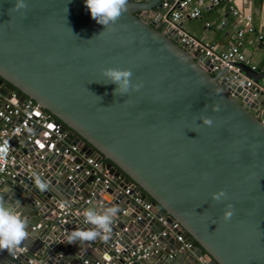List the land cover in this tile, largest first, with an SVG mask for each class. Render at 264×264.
Segmentation results:
<instances>
[{
    "label": "water",
    "instance_id": "95a60500",
    "mask_svg": "<svg viewBox=\"0 0 264 264\" xmlns=\"http://www.w3.org/2000/svg\"><path fill=\"white\" fill-rule=\"evenodd\" d=\"M25 2L15 11L14 0H0V102L31 98L64 137L43 142L35 127L10 138L17 163L0 198L27 221L29 237L16 258L0 250V264H26L31 255L47 264H264V94L246 86L264 76L260 69L234 60L238 73L209 72L207 57H194L158 28L152 17L160 0H128L105 29L84 0ZM105 67L130 69L141 87L114 95ZM68 143L83 156L49 151ZM86 156L103 175L95 178ZM218 190L226 198L215 201ZM62 202L76 213L58 223ZM97 206L119 209L108 238L67 243L72 230L90 227L83 210ZM158 216L179 229L166 231ZM175 234L190 247L180 248ZM138 244L149 256H130Z\"/></svg>",
    "mask_w": 264,
    "mask_h": 264
},
{
    "label": "built area",
    "instance_id": "2783aa9c",
    "mask_svg": "<svg viewBox=\"0 0 264 264\" xmlns=\"http://www.w3.org/2000/svg\"><path fill=\"white\" fill-rule=\"evenodd\" d=\"M201 1L202 0H160V11L154 15L153 20L158 25V28L163 32H169L175 37V41L187 52L194 57L204 56L208 58L210 65L202 64V66L211 73H215L223 67L231 68L235 73H238V68L232 67L230 62L234 60L244 62L247 64V60L244 54L239 50L241 45L242 29L235 30L233 41H230L225 49L218 50L214 44L209 41L200 40L192 35L188 34L181 26L180 18L183 13H186L190 18H197L201 14ZM211 6H216L223 0H208ZM231 1V0H225ZM139 13V11H138ZM228 13L233 17L235 21L239 20L245 24L246 30L251 32L252 27L249 24L250 16L239 13L232 5L228 6ZM259 39H262V35H258ZM253 68V66L251 67ZM227 79V78H226ZM252 85L255 89L264 94V80H258L256 82L246 79V86ZM13 95V94H12ZM49 114L46 110L40 107L31 98H26L21 102L11 103L9 100H2L0 102V188L6 177H13L15 171L13 166L17 163V159L13 152V147L10 145V138L12 136H19L24 130L31 131L35 127L41 129L43 134V142H60L64 137V133L60 131V124L54 122V118L48 120ZM33 134L29 133L26 136V140H30ZM54 154L61 155L68 160H72L75 156H83L79 153V150L74 144H64L61 150L58 148L49 149ZM43 155H40L42 158ZM84 162L93 168V174L97 179L103 175L104 169H97V162L91 157L86 156ZM74 168H78V165H74ZM85 174H89V170H85ZM107 179L104 178L103 184L106 187ZM102 189L98 191L101 193ZM129 190L125 188L123 193L127 194ZM85 202L88 199L84 200ZM134 203L141 206L143 210L148 209L149 203H144L142 200L135 196L133 198ZM69 213H76L75 209L69 208L67 205L56 214V221L58 223L64 220V216ZM157 221L159 225L165 227L166 231L171 229H179L178 223L171 221L167 223L164 216H158ZM165 231H161L163 235ZM155 235H151L150 238H154ZM175 239L180 242V248L187 249L190 247L189 242H184L180 234L174 235ZM25 248L20 246L19 250L12 254V258H16L18 254L25 253ZM149 250L145 245L138 244L132 251L130 256L134 259L145 258L149 256ZM37 257L31 255L26 259V264H47L44 261L36 262ZM85 263V262H84ZM196 264H204L199 260Z\"/></svg>",
    "mask_w": 264,
    "mask_h": 264
},
{
    "label": "clouds",
    "instance_id": "9594fccd",
    "mask_svg": "<svg viewBox=\"0 0 264 264\" xmlns=\"http://www.w3.org/2000/svg\"><path fill=\"white\" fill-rule=\"evenodd\" d=\"M84 4L93 20L103 25L104 29L110 24H115L128 10V0H84ZM25 0H14L13 10L26 9ZM101 74L106 78L107 83L114 84V95L124 96L130 90H138L140 83L132 81V72L127 68L105 67L101 69ZM106 83V84H107ZM214 111H219V105H215ZM205 125H211L209 117H203ZM36 187L40 190L47 188V184L39 178L35 181ZM215 201L226 198L223 190H218L211 194ZM66 202H62L60 207H65ZM119 209L115 206L89 207L83 210L84 224L90 225L87 228L72 230L67 236V243L92 242L97 239L106 240L111 233L112 223L117 216ZM233 215L232 205H226L223 211V219L229 220ZM29 237L28 223L16 211V209L0 198V250L10 253L19 250L23 242Z\"/></svg>",
    "mask_w": 264,
    "mask_h": 264
},
{
    "label": "crops",
    "instance_id": "0c3cea01",
    "mask_svg": "<svg viewBox=\"0 0 264 264\" xmlns=\"http://www.w3.org/2000/svg\"><path fill=\"white\" fill-rule=\"evenodd\" d=\"M229 5L239 13L250 16L251 32L246 30L242 21H235L230 13L227 17L224 16ZM200 8L201 14L197 18L182 14L180 18L182 28L197 39L212 42L218 50L225 49L229 42L235 39L233 37L235 30L242 29L239 50L244 54L247 64L259 68V72L264 75V0H223L216 6H211L208 0H202ZM155 10L157 14L161 9ZM258 35H262L263 38L259 39ZM259 80H264V76Z\"/></svg>",
    "mask_w": 264,
    "mask_h": 264
},
{
    "label": "trees",
    "instance_id": "16d2710c",
    "mask_svg": "<svg viewBox=\"0 0 264 264\" xmlns=\"http://www.w3.org/2000/svg\"><path fill=\"white\" fill-rule=\"evenodd\" d=\"M135 13H136V14H138V11H136ZM104 162H106V160H105V159H103V163H104Z\"/></svg>",
    "mask_w": 264,
    "mask_h": 264
}]
</instances>
